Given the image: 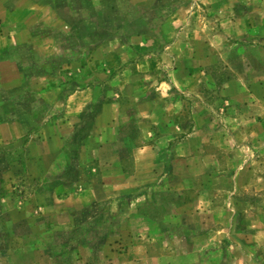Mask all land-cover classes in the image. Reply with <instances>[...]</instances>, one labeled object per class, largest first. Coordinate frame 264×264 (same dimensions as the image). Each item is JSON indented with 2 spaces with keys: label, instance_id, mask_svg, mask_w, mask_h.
I'll use <instances>...</instances> for the list:
<instances>
[{
  "label": "rangeland",
  "instance_id": "obj_1",
  "mask_svg": "<svg viewBox=\"0 0 264 264\" xmlns=\"http://www.w3.org/2000/svg\"><path fill=\"white\" fill-rule=\"evenodd\" d=\"M58 1L61 2L55 0V3L59 4ZM127 3L118 0L112 7L117 8L114 16H102L103 31L98 33V36L101 34L102 41L98 40L101 45H73L63 49L74 65L72 62L68 66L57 65L56 72L67 71L70 74L65 73L64 77L74 76L68 80L69 91L79 88L76 75L72 73L95 72L101 80H85L86 88L98 82L104 102L116 97L123 100L125 106L134 105L137 101L124 96L119 87L122 82L130 83L128 78L133 73L141 72L137 68V60L147 55L166 54L164 58L168 57V60L165 62L162 58L155 68L156 73L165 75L181 66L186 68L196 64L195 73H205L212 78L209 81L212 87L205 82L201 84L200 96L215 110L213 127L209 130L216 140L204 145L205 150L219 153V161L214 160L213 167H221L222 160H225L222 156L225 158L229 152L233 154L237 147L238 143H226V137L231 138L238 130L244 129L247 137H256L255 142L245 145L247 161L252 165L258 162V166L264 168V63L260 74L263 80L255 86L261 95L256 103L252 96L249 97L251 106L247 113L242 112L237 104H230V115L239 111L245 115L244 121L231 120L221 112L229 99L220 97L218 89L221 86L218 84L223 79L232 78L234 73L222 63L220 55L223 51L232 52V44L239 37L236 33L229 37L225 34L231 43L226 48H222L223 37L215 40L219 42L218 48H209L206 40V36L216 34L225 18L232 21L239 18L243 13L239 1L133 0L128 3H134L136 6L133 8ZM1 4L0 0V8ZM66 6L76 7L72 0H68ZM90 6L92 4L87 5L86 10L93 9ZM43 13L47 14L48 10L43 9ZM49 17L59 24L56 16L51 14ZM49 17L45 16V19ZM85 18L88 28L94 18L89 19L87 15ZM211 27H214L212 31ZM45 33L38 32L39 38H45ZM89 36L93 37L92 32L87 34ZM175 41L178 47H173ZM4 42L0 41V46ZM248 42L249 39L246 40L247 45ZM207 48L212 61L193 64L191 58L204 56ZM77 54L80 60L83 59L81 63L76 62ZM175 56H180L183 62L176 61ZM61 73L52 83L61 84ZM156 81L157 78L153 83ZM19 82L15 63L1 60L0 90L2 87L14 88ZM23 82L27 84L26 90L30 87L36 90L42 84L36 80ZM240 82H246L247 89H252V79ZM60 96H51L54 102L48 101L54 104L53 108L47 106L50 96H0V264H264V216L256 224L252 220L254 215L249 221L238 223L233 211L240 210L232 209V206L228 209L227 206L231 197L237 194L252 199L256 197L251 191L253 188L227 196L223 191H213L215 196L211 202L217 206V218L212 222L204 218L200 223L201 236L189 239L193 224L189 212L193 209L183 207L179 212L172 208L168 210L169 214H165L167 209L157 210L151 205L152 198L142 191L147 183L156 181L140 176L129 178L126 174L135 166L130 156L115 159L110 148L106 152L99 150L103 145L95 143L90 134L102 128L99 124L93 127L92 108L98 104L97 99L87 96L84 116L80 122H73L74 127H69L68 121L71 124L73 117L66 112L61 120L64 116L59 110L61 103H56ZM141 97L139 95L138 99ZM194 97L199 98L183 96L181 119L189 116ZM73 103L77 104V101ZM251 113L258 114L263 120L262 127L249 126L253 118ZM154 131L155 136H162L161 144L165 146L167 138L163 134L168 132L153 130L152 133ZM124 145L125 142L113 146L117 147L115 152L120 156L127 155ZM233 155L238 161L240 156ZM163 160L164 167L171 168L170 161ZM173 167L188 168L189 164L183 162V165ZM198 168L202 171L200 165ZM198 180L199 184L204 182L199 177ZM221 182L217 177L212 184L217 188ZM165 194L160 192L161 196ZM185 199H190V192L185 194ZM258 202L260 204L261 201ZM154 217L160 222H153ZM238 227L241 231L236 230Z\"/></svg>",
  "mask_w": 264,
  "mask_h": 264
},
{
  "label": "crops",
  "instance_id": "obj_2",
  "mask_svg": "<svg viewBox=\"0 0 264 264\" xmlns=\"http://www.w3.org/2000/svg\"><path fill=\"white\" fill-rule=\"evenodd\" d=\"M72 1L76 7H67L68 0L58 1L59 4H56L55 0H1L0 41L5 42L0 46V62L1 60L14 62L18 69L20 82L14 88L5 89L2 87L0 96L45 95L46 97H58L61 95L60 100H56V103H61L59 110L62 115L67 112L69 117H73L71 124L68 121L69 127H74L73 122H80L81 117L84 116L83 113L87 110V96L93 100L97 99L98 104L92 108L93 127L99 124L102 128L98 132L90 134H92L95 143L103 145L99 150L106 152L110 148L115 159L130 156L135 166L131 172L126 174L129 178L140 176L146 180L154 179L153 181H156V183H147L142 191L148 194V198H152L151 205H154L153 207H156L157 210L166 211L167 209L165 214H169L168 210L172 208L179 212L183 207L193 209L189 212V216L193 220L189 232L192 237L189 239L193 240L194 237L201 236L203 230H201L200 223L204 218L208 219L207 222H212L217 218V206L212 205L211 202L215 196L213 191L216 190L223 191L227 196V194L231 195L232 192L238 193L239 190L253 188L251 191L256 197L252 199L249 196H240L236 193L237 195L231 197V201L227 202V206L228 209L229 206H232V209L240 210L239 212L233 211L238 223L249 221L248 219H251L253 215L252 220L255 224L261 222V217L264 216V171L262 170L264 168L261 169L258 162L253 165L250 164L245 153L247 149L245 145L250 141L255 142L256 137H247L243 133L244 129L238 130L231 138L226 137V143H238L233 154H238L240 157L237 161L233 154L226 153L225 158L222 156L225 159L222 160V166L217 168L213 167V161H219V153L215 154L211 152L212 150H205L204 148V145L216 140L210 135L211 130H209L213 127L215 119L214 107L209 103H204L200 96L201 84L205 82L208 87H212L209 84L212 78L205 73H195L196 64L194 62L210 63L212 60L209 49L207 48L204 56H196V59L191 58L194 64L192 67L184 68L181 66L173 72H168L167 75L162 72H155L158 63L162 62L161 59L166 54L147 55L137 60L136 65L141 72L133 73L128 78L130 83L122 82L119 87L124 96H129L133 102L134 100L137 101L134 105L125 106L123 104L125 102L116 97L104 102L103 96L99 94L101 87L97 84L101 78L95 72L77 71L72 73L76 75L75 79L79 88L69 91L70 83L68 80L70 81L74 76L64 77L65 73L70 74L67 71L61 73L59 70L56 72L57 65L68 66L71 62L74 65L70 56L64 53L63 49H68L73 45L81 47H98L101 45L98 40L102 41V38L101 34L98 36V33L103 31L104 19L102 16L108 14L114 16L117 8L112 7L118 0ZM125 1L130 3L133 0ZM238 1L243 9L239 18L236 21L225 18L216 30V34L206 36V40L209 48H218L219 42H215V40L223 37L222 48H226L231 43L226 39L225 34L229 37L231 33L232 36H235L234 33H236L239 37L238 41L232 44L234 48L232 52L223 51L220 55L222 63L228 66L234 75L232 78L223 79L218 84L221 86L218 89L220 97L229 99L225 100L227 104L223 106V109L221 108L222 114L239 122V120L244 121L245 115H241L240 111L230 115V104H237L242 112L247 113L251 106L249 97L252 96L256 103L257 97L261 95L255 86L261 82L260 80H263L260 74L264 63V11H261V8L264 9V0H252V5L251 0ZM255 1L259 3H255ZM90 4H92L90 7L93 9L86 10V6ZM128 5L133 8L134 3ZM46 6L48 8H45ZM43 9L48 10V13H43ZM50 13L57 17L59 24H55L53 18L50 19ZM86 15L90 17L89 19L94 18L88 28L85 24ZM45 16L49 19L46 20ZM228 22L233 25H229L231 23ZM213 29L214 27H211V31ZM43 31L46 32L45 38L40 39L38 32ZM90 32H92L93 37H87ZM54 34H57L56 38ZM247 39H249L248 45L246 44ZM177 41L173 43V47H178ZM80 58L77 54V63L82 62L83 59L80 60ZM174 58L176 61H182L180 56ZM164 60L166 62L168 57H165ZM60 73L61 84L52 83L58 79ZM100 75L102 74L100 73ZM156 78L157 81L153 83ZM87 79L98 80V82H94L93 86L86 88L85 80ZM242 79H252L254 87L251 86L252 89H247V83L240 82ZM33 80L40 81L41 87L34 90L29 86L31 89L26 90L28 87H25L27 84H24L23 81ZM139 95L142 96L140 100L138 99ZM183 96L190 98L198 96L199 98L194 97L193 103L190 104L189 116L181 119L179 114L183 108ZM53 97L48 98L47 102H54ZM73 101H77V104H74ZM51 103L48 102L47 106L53 108L54 104ZM128 106L132 108H128ZM250 115L253 118L249 121V126L250 124L261 126L263 120L258 117V114L251 113ZM64 118L65 115L61 120ZM75 125L77 126L76 123ZM153 130L160 133L168 132L166 135L163 134V137L166 136L167 138L165 146L161 144L162 136H155V131L152 133ZM121 136H124L125 139ZM139 141L142 143L136 144ZM123 142H125L124 146L128 151L127 155L120 156L115 152L117 147L113 146L121 145ZM222 152L220 153L223 154ZM163 159L170 161L171 168L164 167L165 161ZM166 162L168 161L166 160ZM183 162L188 163L189 167L172 168L176 164L183 165ZM199 165L202 171H198ZM215 166H217L216 163ZM198 177L204 182L199 184ZM217 177H220L222 182L221 186L215 188L212 183L213 179ZM171 179L173 180L172 183H168ZM160 192L167 194L161 196ZM187 192H190L189 200L185 199ZM157 194L158 196H156ZM259 200L261 201L260 204ZM250 209L253 211L244 213ZM156 219L154 217L152 221L160 222L159 219L158 221ZM236 230L241 231L239 227ZM186 236L188 237V235ZM181 254H185V252Z\"/></svg>",
  "mask_w": 264,
  "mask_h": 264
}]
</instances>
